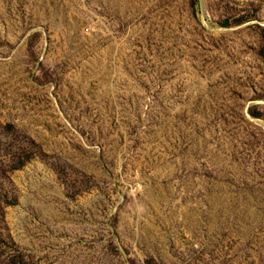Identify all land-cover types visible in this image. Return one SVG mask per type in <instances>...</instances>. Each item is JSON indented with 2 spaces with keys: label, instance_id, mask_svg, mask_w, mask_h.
<instances>
[{
  "label": "rangeland",
  "instance_id": "rangeland-1",
  "mask_svg": "<svg viewBox=\"0 0 264 264\" xmlns=\"http://www.w3.org/2000/svg\"><path fill=\"white\" fill-rule=\"evenodd\" d=\"M0 264H264V0H0Z\"/></svg>",
  "mask_w": 264,
  "mask_h": 264
}]
</instances>
